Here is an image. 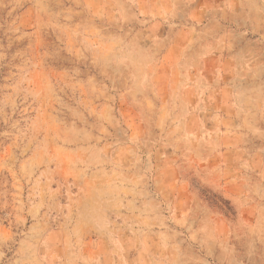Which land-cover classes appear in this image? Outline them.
Listing matches in <instances>:
<instances>
[{
  "label": "rangeland",
  "instance_id": "obj_1",
  "mask_svg": "<svg viewBox=\"0 0 264 264\" xmlns=\"http://www.w3.org/2000/svg\"><path fill=\"white\" fill-rule=\"evenodd\" d=\"M0 264H264V0H0Z\"/></svg>",
  "mask_w": 264,
  "mask_h": 264
}]
</instances>
